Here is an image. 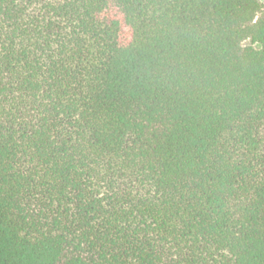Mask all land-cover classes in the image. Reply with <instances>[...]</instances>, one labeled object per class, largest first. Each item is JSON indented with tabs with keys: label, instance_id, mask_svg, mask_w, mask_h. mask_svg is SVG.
I'll return each instance as SVG.
<instances>
[{
	"label": "trees",
	"instance_id": "16d2710c",
	"mask_svg": "<svg viewBox=\"0 0 264 264\" xmlns=\"http://www.w3.org/2000/svg\"><path fill=\"white\" fill-rule=\"evenodd\" d=\"M0 264H264V0H0Z\"/></svg>",
	"mask_w": 264,
	"mask_h": 264
},
{
	"label": "rangeland",
	"instance_id": "374dc122",
	"mask_svg": "<svg viewBox=\"0 0 264 264\" xmlns=\"http://www.w3.org/2000/svg\"><path fill=\"white\" fill-rule=\"evenodd\" d=\"M246 44H249V41H247Z\"/></svg>",
	"mask_w": 264,
	"mask_h": 264
}]
</instances>
